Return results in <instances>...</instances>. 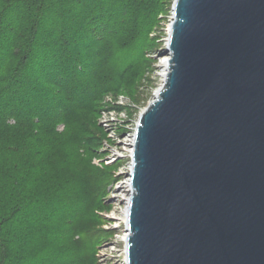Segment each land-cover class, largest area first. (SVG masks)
<instances>
[{
	"label": "water",
	"instance_id": "1",
	"mask_svg": "<svg viewBox=\"0 0 264 264\" xmlns=\"http://www.w3.org/2000/svg\"><path fill=\"white\" fill-rule=\"evenodd\" d=\"M138 117L126 264H264V0H174Z\"/></svg>",
	"mask_w": 264,
	"mask_h": 264
},
{
	"label": "trees",
	"instance_id": "2",
	"mask_svg": "<svg viewBox=\"0 0 264 264\" xmlns=\"http://www.w3.org/2000/svg\"><path fill=\"white\" fill-rule=\"evenodd\" d=\"M144 5L145 0H0V264H39L45 258L37 251L36 231L49 218L44 207L17 193L24 180L19 164L23 157L33 163L48 154L47 135L60 117L71 122L89 104L123 92L130 63L99 83L102 63L95 60L121 40ZM19 129L27 132L24 140L16 137ZM81 141L93 152L101 145L92 137Z\"/></svg>",
	"mask_w": 264,
	"mask_h": 264
},
{
	"label": "rangeland",
	"instance_id": "3",
	"mask_svg": "<svg viewBox=\"0 0 264 264\" xmlns=\"http://www.w3.org/2000/svg\"><path fill=\"white\" fill-rule=\"evenodd\" d=\"M173 2L145 0L123 28L127 32H121V40L95 60L102 63L95 77L99 83L130 63L122 96L107 94L71 122L60 117L47 135L48 154L33 163L22 158L24 180L17 193L44 207L49 218L37 226V251L45 257L39 264H126L123 215L131 192L129 141L139 115L164 79L161 62L168 58L163 49ZM113 105L124 113L114 112ZM26 133L19 129L16 137L24 140ZM84 137L96 138L100 147L89 150L81 141Z\"/></svg>",
	"mask_w": 264,
	"mask_h": 264
},
{
	"label": "bare ground",
	"instance_id": "4",
	"mask_svg": "<svg viewBox=\"0 0 264 264\" xmlns=\"http://www.w3.org/2000/svg\"><path fill=\"white\" fill-rule=\"evenodd\" d=\"M167 59H168V58H164L163 61L161 62V67H162V75H161V76H162V77H164V75H165L164 72L166 71ZM132 143H133V139L129 141V146L132 147ZM131 152H132V151H130V154H131ZM131 168H132V167H131ZM125 183H126L125 188H128V187H129V181L126 180ZM127 202H128V200H127ZM123 220H126V210H125V213H124V215H123Z\"/></svg>",
	"mask_w": 264,
	"mask_h": 264
},
{
	"label": "built area",
	"instance_id": "5",
	"mask_svg": "<svg viewBox=\"0 0 264 264\" xmlns=\"http://www.w3.org/2000/svg\"><path fill=\"white\" fill-rule=\"evenodd\" d=\"M122 95H118V96H116L117 98H120ZM114 112H116V111H114ZM117 113H120V114H123L124 113V111H121V112H117Z\"/></svg>",
	"mask_w": 264,
	"mask_h": 264
}]
</instances>
